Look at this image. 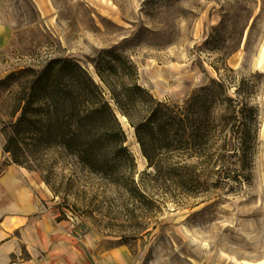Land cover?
Returning a JSON list of instances; mask_svg holds the SVG:
<instances>
[{
    "label": "rangeland",
    "instance_id": "obj_1",
    "mask_svg": "<svg viewBox=\"0 0 264 264\" xmlns=\"http://www.w3.org/2000/svg\"><path fill=\"white\" fill-rule=\"evenodd\" d=\"M102 49L131 59L159 99L183 101L217 69L249 78L258 111L253 162L231 168L250 177L231 176L196 198L153 195L154 207H137L134 219L124 186L74 156L23 144L25 165L49 181L56 205L82 232L124 245L133 264H264V0H0L1 129L18 116L22 80L2 81L10 72L70 56L92 73L90 58ZM132 134L139 181L148 161L142 153L144 166L137 162Z\"/></svg>",
    "mask_w": 264,
    "mask_h": 264
},
{
    "label": "trees",
    "instance_id": "obj_2",
    "mask_svg": "<svg viewBox=\"0 0 264 264\" xmlns=\"http://www.w3.org/2000/svg\"><path fill=\"white\" fill-rule=\"evenodd\" d=\"M90 61L99 81L70 56H52L2 80H22L12 113L18 116L2 127L4 152L12 162L34 171L20 157L23 144L74 156L90 172L124 186L133 205L125 209L134 219L137 207H154L153 195L196 198L231 176L250 177L231 168L238 162L246 169L253 162L258 111L250 100L254 84L249 78L235 84L231 67L225 73L217 69L218 77L183 101H172L143 86L136 64L117 50L102 49ZM117 112L135 129L148 161L139 181Z\"/></svg>",
    "mask_w": 264,
    "mask_h": 264
},
{
    "label": "crops",
    "instance_id": "obj_3",
    "mask_svg": "<svg viewBox=\"0 0 264 264\" xmlns=\"http://www.w3.org/2000/svg\"><path fill=\"white\" fill-rule=\"evenodd\" d=\"M5 143L0 124V264H133L124 245L82 232L41 174L12 162Z\"/></svg>",
    "mask_w": 264,
    "mask_h": 264
},
{
    "label": "bare ground",
    "instance_id": "obj_4",
    "mask_svg": "<svg viewBox=\"0 0 264 264\" xmlns=\"http://www.w3.org/2000/svg\"><path fill=\"white\" fill-rule=\"evenodd\" d=\"M92 73H93L94 77L98 80V76L96 75V73H95V71L93 69H92ZM117 114H118L119 118L121 119L122 123L124 124V126L126 127V130L129 132L128 135L129 136H133V134H132L133 133V129L129 130L128 124H127V121H126L124 115H122L119 112H117ZM132 149L134 150V152H135V154L137 156V162L139 163V165L141 167H143L146 161H145L144 156L141 153V150L139 148V144L136 142L134 145H132Z\"/></svg>",
    "mask_w": 264,
    "mask_h": 264
},
{
    "label": "water",
    "instance_id": "obj_5",
    "mask_svg": "<svg viewBox=\"0 0 264 264\" xmlns=\"http://www.w3.org/2000/svg\"><path fill=\"white\" fill-rule=\"evenodd\" d=\"M125 117V116H124ZM125 119L127 120V118L125 117ZM133 130H134V133H135V129L133 128ZM139 148H140V145H139ZM140 150H141V148H140ZM141 153H142V151H141Z\"/></svg>",
    "mask_w": 264,
    "mask_h": 264
}]
</instances>
